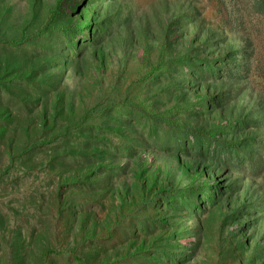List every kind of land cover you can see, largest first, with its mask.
I'll return each mask as SVG.
<instances>
[{"label":"rangeland","instance_id":"obj_1","mask_svg":"<svg viewBox=\"0 0 264 264\" xmlns=\"http://www.w3.org/2000/svg\"><path fill=\"white\" fill-rule=\"evenodd\" d=\"M0 264H264V2L0 0Z\"/></svg>","mask_w":264,"mask_h":264},{"label":"trees","instance_id":"obj_2","mask_svg":"<svg viewBox=\"0 0 264 264\" xmlns=\"http://www.w3.org/2000/svg\"><path fill=\"white\" fill-rule=\"evenodd\" d=\"M258 1L262 2V4H263V2H264V0H258Z\"/></svg>","mask_w":264,"mask_h":264}]
</instances>
